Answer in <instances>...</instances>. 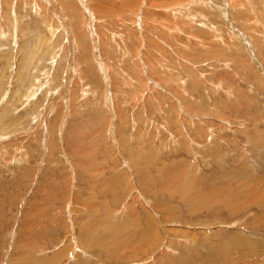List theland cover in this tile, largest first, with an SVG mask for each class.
Listing matches in <instances>:
<instances>
[{
  "label": "rangeland",
  "instance_id": "rangeland-1",
  "mask_svg": "<svg viewBox=\"0 0 264 264\" xmlns=\"http://www.w3.org/2000/svg\"><path fill=\"white\" fill-rule=\"evenodd\" d=\"M0 264H264V0H0Z\"/></svg>",
  "mask_w": 264,
  "mask_h": 264
},
{
  "label": "bare ground",
  "instance_id": "bare-ground-1",
  "mask_svg": "<svg viewBox=\"0 0 264 264\" xmlns=\"http://www.w3.org/2000/svg\"><path fill=\"white\" fill-rule=\"evenodd\" d=\"M246 245V244H245Z\"/></svg>",
  "mask_w": 264,
  "mask_h": 264
}]
</instances>
